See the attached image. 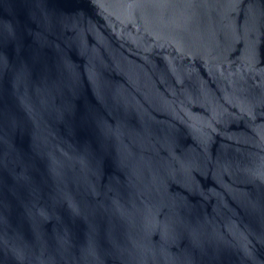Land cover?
Masks as SVG:
<instances>
[{
    "label": "water",
    "instance_id": "95a60500",
    "mask_svg": "<svg viewBox=\"0 0 264 264\" xmlns=\"http://www.w3.org/2000/svg\"><path fill=\"white\" fill-rule=\"evenodd\" d=\"M0 264H264V0H0Z\"/></svg>",
    "mask_w": 264,
    "mask_h": 264
}]
</instances>
